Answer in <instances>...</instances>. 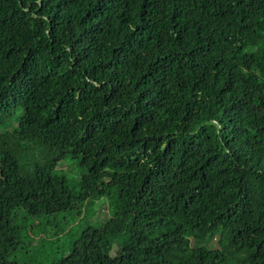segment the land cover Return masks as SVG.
<instances>
[{
	"label": "trees",
	"instance_id": "16d2710c",
	"mask_svg": "<svg viewBox=\"0 0 264 264\" xmlns=\"http://www.w3.org/2000/svg\"><path fill=\"white\" fill-rule=\"evenodd\" d=\"M15 116L0 264H264V0H0Z\"/></svg>",
	"mask_w": 264,
	"mask_h": 264
},
{
	"label": "rangeland",
	"instance_id": "374dc122",
	"mask_svg": "<svg viewBox=\"0 0 264 264\" xmlns=\"http://www.w3.org/2000/svg\"><path fill=\"white\" fill-rule=\"evenodd\" d=\"M19 110H17L18 114ZM16 120V116L13 117L10 121H7L6 123L0 125V132L6 130L11 125V121H13V124ZM56 169L66 177L67 183H72L76 177H78L82 171H79L78 165L75 163V161L72 160H65L63 163H61L59 166H56ZM76 213L71 215H64L63 218L65 220L61 221L62 226H71L73 223H71L73 220L80 221L81 228H83L85 225H90L93 222H95L98 219L105 220L108 218V206L105 203V201L101 198H94V199H88L86 203L82 205V207L75 211ZM79 214V215H78ZM78 216V217H77ZM86 218V220H85ZM53 227L46 225L47 229H52ZM70 238L69 236H65L64 241L66 242V239ZM200 241H191L190 246H193L194 244L198 243ZM202 244L205 246H214L215 239L212 238H206L202 241ZM201 244V245H202ZM199 245V243H198ZM39 264H44L43 262Z\"/></svg>",
	"mask_w": 264,
	"mask_h": 264
}]
</instances>
